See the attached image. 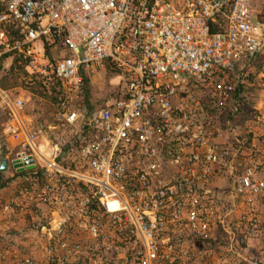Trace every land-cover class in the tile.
<instances>
[{
  "label": "built area",
  "instance_id": "2783aa9c",
  "mask_svg": "<svg viewBox=\"0 0 264 264\" xmlns=\"http://www.w3.org/2000/svg\"><path fill=\"white\" fill-rule=\"evenodd\" d=\"M263 48L251 0H0V73L23 65L59 91L58 120L81 121L75 149L24 130L8 160L43 174L0 211L4 230L28 214L38 235L14 264H216L204 248L209 185L227 170L245 198L264 187V149L249 148L238 172L237 149L215 141L222 107L237 101L229 74ZM101 69L116 73L117 91L82 114L71 107L82 72ZM24 106L0 86L5 135L18 134ZM256 120L264 133V114Z\"/></svg>",
  "mask_w": 264,
  "mask_h": 264
},
{
  "label": "rangeland",
  "instance_id": "374dc122",
  "mask_svg": "<svg viewBox=\"0 0 264 264\" xmlns=\"http://www.w3.org/2000/svg\"><path fill=\"white\" fill-rule=\"evenodd\" d=\"M251 8L255 17L264 22V0H251ZM231 77L234 82H238L235 78L239 77L241 81L239 83L243 85L241 97L246 105L245 109L235 114V124L223 125L224 119L222 116L221 119L219 118L218 133L224 141L221 137L223 142H218L232 145L237 149L233 158L240 172L242 168L240 162L246 158L249 148L264 149V133L256 125V116L264 114V48L254 60L239 65L229 74L228 80L232 79ZM0 79L6 81L5 88L13 94L20 95L25 103L21 112V125L16 121L13 122L16 126H21L17 135L3 133L2 129L8 121V115L0 113V161L2 158L9 160L14 157L16 151L20 149L19 142L24 138V130L34 132L38 139L49 141L50 144L57 143L65 149H75L81 121L67 124L58 120L55 116L54 95L52 97L44 91L42 94L39 85L29 81L20 69L5 68L0 73ZM89 80L94 89L91 91L88 103L93 104L94 109L100 108L117 91L116 86L119 84L117 75L106 69L91 71ZM31 87L34 89L32 90ZM52 92H55L56 97L59 95V91ZM84 102L79 93L73 97L71 107L85 114L88 109ZM9 162L0 177V182H5L4 186L0 187V211L19 188L31 187L35 183L40 185L36 177L29 172L16 175L18 169L9 168ZM257 174L264 182V158L257 169ZM230 181V174L225 170L209 185L208 189L213 197L210 198L213 202L207 213L210 226L207 238L209 244L205 242L204 248L208 249L210 259L216 264H264V187L255 197L245 198L244 195L232 190ZM229 208L227 215L228 218L230 216L233 218L234 227L232 231L226 229L229 234L225 231L221 234L217 233L219 227V231L223 229L218 218L220 215L223 217ZM3 217L0 214V264H14L27 250H36L34 242L37 241L38 235L35 237V233L32 232L30 215L24 214L23 218L17 215L14 225L9 230H4L2 226ZM200 247L202 244L192 249L198 253Z\"/></svg>",
  "mask_w": 264,
  "mask_h": 264
},
{
  "label": "trees",
  "instance_id": "16d2710c",
  "mask_svg": "<svg viewBox=\"0 0 264 264\" xmlns=\"http://www.w3.org/2000/svg\"><path fill=\"white\" fill-rule=\"evenodd\" d=\"M47 52H49L48 51V49L46 50ZM19 69L20 70H22V71H24L23 70V65H20L19 66ZM109 71V70H108ZM82 74H83V82H82V92H81V95H82V100L83 101H85L84 103H86V108L88 109V111L87 112H90V111H92L93 109H94V107H93V104H91V103H88V99L90 98V95H91V91L94 89L92 86H91V84H90V80H89V77L85 74V72L83 71L82 72ZM0 86L1 87H3V88H5V86H6V81H2V79H0ZM32 88V90L34 89V87H31ZM242 88H243V85L242 84H238L237 86H236V88L234 89V92H233V96L235 97V98H237V101L234 103V104H227V105H224L223 107H222V110H223V112H222V114H221V116H222V119H224V121H223V125H230L231 123L232 124H235V114L239 111V110H243V109H245L244 108V106L246 105V102L245 101H243V98L242 97H239V95L242 93ZM42 91V92H41ZM40 92L42 93V94H44L43 93V90H41ZM54 91H56V89H54ZM46 93V92H45ZM49 95H51L52 97H53V95H54V97L55 98H57L56 97V94H55V92H51V93H48ZM47 94V95H48ZM58 96V95H57ZM220 116V117H221ZM221 119V118H220ZM230 128H232V126H230ZM218 132H219V130H218ZM77 145V144H76ZM73 146V145H72ZM63 150L64 151H66L65 150V148H63ZM30 173L31 175L33 174L34 175V177H36V180H37V182L39 183V184H41L42 183V181H43V174H42V171H41V169L40 168H29L28 170H20V171H18V172H16V175H23V174H25V173ZM3 173L0 171V177H1V175H2ZM41 182V183H40ZM4 184H5V182H0V187H3L4 186ZM220 228V227H219ZM218 228V229H219ZM217 229V233H222L224 230L222 229V231H219ZM202 260V259H201Z\"/></svg>",
  "mask_w": 264,
  "mask_h": 264
},
{
  "label": "water",
  "instance_id": "95a60500",
  "mask_svg": "<svg viewBox=\"0 0 264 264\" xmlns=\"http://www.w3.org/2000/svg\"><path fill=\"white\" fill-rule=\"evenodd\" d=\"M27 163H31V159L27 161ZM18 164H15L17 166ZM7 168V160L5 158H2L0 161V171L3 172ZM18 170H21V168H18Z\"/></svg>",
  "mask_w": 264,
  "mask_h": 264
},
{
  "label": "crops",
  "instance_id": "0c3cea01",
  "mask_svg": "<svg viewBox=\"0 0 264 264\" xmlns=\"http://www.w3.org/2000/svg\"><path fill=\"white\" fill-rule=\"evenodd\" d=\"M20 118H21V114H20ZM221 137H222L221 135L217 134L216 137H215V141H216V140H217V142H218V141H222L224 138L222 137V140H221ZM223 141H224V140H223ZM223 141H222V142H223ZM222 142H220V143H222ZM6 159H7V158H6ZM7 167H8V164H7Z\"/></svg>",
  "mask_w": 264,
  "mask_h": 264
},
{
  "label": "clouds",
  "instance_id": "9594fccd",
  "mask_svg": "<svg viewBox=\"0 0 264 264\" xmlns=\"http://www.w3.org/2000/svg\"><path fill=\"white\" fill-rule=\"evenodd\" d=\"M107 70V69H106ZM91 71H87V72H85V74L89 77V73H90ZM116 74V73H115ZM6 114V113H5ZM7 119H8V116H7ZM7 160V159H6ZM7 162H8V160H7ZM18 171H20V170H18Z\"/></svg>",
  "mask_w": 264,
  "mask_h": 264
}]
</instances>
